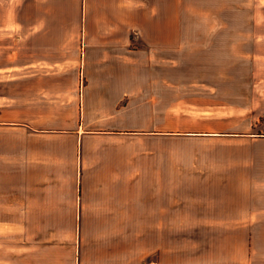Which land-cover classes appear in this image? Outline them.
Listing matches in <instances>:
<instances>
[{
  "label": "rangeland",
  "instance_id": "374dc122",
  "mask_svg": "<svg viewBox=\"0 0 264 264\" xmlns=\"http://www.w3.org/2000/svg\"><path fill=\"white\" fill-rule=\"evenodd\" d=\"M118 2L123 4L124 0ZM158 3L161 19L174 18L176 25L186 20L185 26L176 27V46H182L183 40L190 42L193 34H204L208 21L223 24L216 26L223 33L221 49L176 50L174 73L168 76L174 85H159L158 92L143 91V98L136 101L138 111L134 118L141 119L136 123L141 137L135 139L136 153L130 157L137 162V168L142 167L139 174L143 185L134 191L137 195L140 190L143 193L144 183H150L154 174H165L166 178L167 172L160 165L155 172L152 170V146L158 152H168V162L173 165L168 174L176 185L172 188L178 206L175 218L155 220L158 229L152 219L113 220L126 228L127 233L121 235L94 234L91 223L95 224L93 229L102 228L106 220L98 224V220L85 219L82 234L78 226L70 225L67 228L71 231H50L42 244H29L30 248L23 242L22 234H17L8 243L20 246H1L0 263L71 264L74 242L79 245V264H200V254L221 253L215 248L225 244L229 236L196 233L198 229L194 231L190 226L197 220L183 219L178 202L188 193L215 194L222 179L264 178V0ZM86 14L87 0H0L1 146L21 147L25 116L40 118L42 114L46 119L44 126L48 127H68L72 118L78 117L84 78L78 58L81 51L77 27L80 30ZM197 22L202 26H195ZM183 33L188 36H177ZM54 36L57 41L50 44ZM243 36L250 37L244 41ZM237 37L240 44L246 47L248 43L250 49L232 52L230 42ZM209 44L205 46L210 47ZM49 68H58L64 74L37 71ZM30 83L42 85L43 90L34 89ZM58 85L65 89H56ZM154 114L159 115L158 122L151 123ZM167 128L173 131L168 139L151 137L152 130ZM20 147L0 158L23 161ZM157 156L162 161V155ZM199 180L204 182L198 183ZM190 183L202 185V191L194 192L196 188ZM150 212L148 209L143 214ZM167 224L172 226V233L162 228ZM11 226L0 224V230L21 228ZM54 239L57 242L51 244ZM43 245L46 248L39 250Z\"/></svg>",
  "mask_w": 264,
  "mask_h": 264
},
{
  "label": "crops",
  "instance_id": "0c3cea01",
  "mask_svg": "<svg viewBox=\"0 0 264 264\" xmlns=\"http://www.w3.org/2000/svg\"><path fill=\"white\" fill-rule=\"evenodd\" d=\"M158 2L124 0L119 4L118 0H111L107 5V0H87L86 18L80 30L77 27L81 51L78 58L84 78L79 115L72 118L68 127L44 126L46 119L42 114L40 118H23V143L18 146L23 161L0 158V224L21 228L0 230V247H19L8 243L17 234H22L28 248L40 245L50 231L69 232L70 225L78 226L82 234L85 219L98 220V224L106 220L102 228L93 229L95 224L91 223L94 234L121 235L127 233L120 226L123 219H152L158 229L155 220L175 218L178 206L172 188L176 185L168 174L173 169L168 152H158L152 146V170L155 172L160 165L167 172L166 178L165 174H154L150 183H144L146 193L140 190L137 195L134 191L143 185L139 174L142 167L137 168V162L130 157L136 153L135 139L141 137L136 125L141 119L134 118L138 111L136 101L143 98V91L158 92L159 85H174L168 76L174 73L176 50L221 49L223 33L217 27L223 24L208 21L204 34H193L190 42L183 40L182 46H176V27L185 26L186 20L176 25L174 18L161 19ZM197 23L195 26H202ZM204 39L214 41H201ZM54 41L55 36L50 44ZM208 43L210 47L205 46ZM230 43L231 51L237 54L250 49L248 43L245 42L246 47L240 44L239 37ZM37 71L64 74L58 68ZM30 85L43 90L42 85ZM56 89L65 88L58 85ZM158 116L152 115L151 123L158 122ZM172 134L168 128L151 131L153 139H168ZM17 148L0 145V155L13 154ZM158 154L162 155L160 162ZM189 185L196 188L194 192L202 191L200 184ZM216 186L215 194L188 193L178 202L183 219L197 220L190 226L194 231L198 229L196 233L229 236L225 244L215 248L221 253L200 254V264H264V178L222 179ZM148 209L150 214H143ZM162 228L172 233L171 225ZM56 242L54 239L51 244ZM77 243L71 248V264L81 263Z\"/></svg>",
  "mask_w": 264,
  "mask_h": 264
}]
</instances>
